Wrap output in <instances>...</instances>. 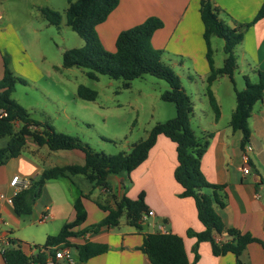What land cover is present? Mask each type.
Segmentation results:
<instances>
[{"label":"crops","instance_id":"1","mask_svg":"<svg viewBox=\"0 0 264 264\" xmlns=\"http://www.w3.org/2000/svg\"><path fill=\"white\" fill-rule=\"evenodd\" d=\"M212 1L220 9L219 18L233 27L250 22L263 0ZM149 16H155L163 23L162 27L153 32L151 45L162 50V56L167 55L168 64L192 78L194 81L191 83L196 86V77L201 81L209 72L199 0H118V4L106 19L95 27L101 44L107 50L114 51L118 33L141 23ZM10 36L9 39L0 33V78L3 75L1 46H13L15 38ZM236 50L237 62L241 61L243 69L257 78L256 70H264V17L245 29ZM22 61L23 65L32 69V75L29 76L34 83L47 78L36 66H32L24 54ZM213 62L215 67H220L214 55ZM216 81L218 80L212 83L211 89L220 109L217 120L214 119L213 113L210 115L202 109L203 101L200 100L202 113L196 126L198 131L208 133V144L201 156L200 169L208 182L223 185L221 195L224 205L218 209V213L224 228L248 233L264 243V101L254 103L248 117L250 134L247 142L252 150L248 153L250 171L244 174L241 170L242 133L232 130L228 123L235 106L234 92L228 88L223 95L228 100L225 112L220 96L213 89ZM13 99L19 102L18 99ZM23 106L29 113L34 108L32 105ZM30 116L35 120L47 122L44 117L37 119L31 114ZM157 121L161 122L154 120ZM175 146V142L167 136L158 134L146 158L132 169L128 176L123 172L107 176L108 187L105 190L102 187H93L92 182L79 175L71 176L70 179L48 180L34 200L31 212L17 215L11 203L7 201L16 194V190L9 184L12 176L18 175L30 182L37 179L44 168L83 164L85 158L80 149L51 150L46 145H37L28 138L19 155L0 165V245L9 238L16 243L22 242L23 251L33 255L37 252L35 244H43L48 235L56 234L65 222L73 220V199L79 194L83 195L82 202L87 215L85 221L76 229L89 226L105 216L106 211L97 205L98 202L111 206L115 198L123 193L130 199H136L143 192L144 202L154 214L143 220L140 232L125 221H120L115 227H102L97 232L70 237L68 247L71 250L72 262L64 258L56 259L54 254L47 252L45 264H150L139 246L143 234L154 231L172 232L181 236L187 264H236L232 252L214 255L209 241H197L195 236L186 234L188 228L201 232L204 226L197 217L192 197L179 196L182 187L173 175L177 164ZM125 184L127 188L124 190ZM95 188L102 197L94 195ZM256 192L259 196H255ZM42 213H47L48 217L39 223L38 219ZM225 238V235L217 236V239ZM86 241L106 243L108 248L103 253L82 260L74 245ZM26 244H32L33 247H27ZM60 247L62 246L57 249ZM240 260L242 264H264V247L256 241L248 243L240 254ZM0 264H5L1 253ZM30 264L40 263L34 261Z\"/></svg>","mask_w":264,"mask_h":264},{"label":"trees","instance_id":"2","mask_svg":"<svg viewBox=\"0 0 264 264\" xmlns=\"http://www.w3.org/2000/svg\"><path fill=\"white\" fill-rule=\"evenodd\" d=\"M118 4V0H75L67 1L64 10L65 23L83 40L84 45L66 49L62 53V67L81 66L88 69L86 75L97 79L103 74L113 79H122L124 87L130 86V81L150 74L164 80L168 89L160 94L164 101L174 105L173 117L156 122L145 138L133 143L129 151L106 154L95 151L78 137L56 131L47 122L35 120L25 107L15 101L11 94L16 83L25 80L16 76L10 69L7 56H3V75L0 78V138H5L0 146V165L22 151L28 138L37 145H46L51 150L80 149L84 152L83 164H69L44 168L37 179L31 180L26 188L19 190L11 201L17 215L31 212L34 200L39 196L42 186L48 180L79 175L93 183V187L107 188V176L123 172L128 176L130 171L139 165L147 156L148 150L154 144L158 134H164L175 142L177 164L174 168V179L181 185L180 197H192L196 207L197 217L204 226L201 232L188 228L186 234L195 236L197 241H209L214 255L232 252L236 264H242L240 254L245 246L253 241L264 243L248 233H242L234 228H224L218 209L222 208L223 185L208 182L201 169L200 160L208 144V133L192 128L190 119L193 116V102L190 94L182 84L180 76L174 69L162 60V50L151 45L153 32L162 27V21L149 16L141 23L120 31L115 39V50L107 51L102 47L96 25L103 22L110 11ZM43 17L49 24L59 25L60 15L48 8H40ZM220 9L212 0H199V14L203 24V39L206 46V60L209 67L205 79V96L214 119L220 115L219 105L211 89L212 83L220 76L227 75L233 82V72L236 68L235 48L242 41L247 27L264 17V0L250 22L230 27L218 14ZM223 40L222 51L225 55L223 64L215 67L211 38ZM257 81L252 82L248 75H243L244 87L234 88L235 106L229 118L232 130L242 133V145L248 141L250 128L248 117L252 106L261 100L264 91V70H256ZM76 95L83 100H94L97 92L84 85H78ZM129 182V181H128ZM128 184V183H127ZM127 184L123 186L124 190ZM82 194L73 199L75 216L65 222L54 235H48L43 244L34 247L37 252L26 254L22 242L10 245L1 253L5 264H30L37 261L45 264L46 253L53 255L58 246H69L68 238L83 235L86 232H97L102 227H115L123 216L125 223L136 231L142 229V215L148 208L144 202V193L136 199L128 198L125 193L115 198L113 205L97 203L105 216L99 221L81 229L79 227L86 219V209L82 202ZM225 235V239L217 236ZM79 258L86 260L107 250L106 243L86 241L75 244ZM140 250L146 255L150 264H187L186 252L181 236L172 232H147L143 234ZM196 250V245L194 246Z\"/></svg>","mask_w":264,"mask_h":264},{"label":"rangeland","instance_id":"3","mask_svg":"<svg viewBox=\"0 0 264 264\" xmlns=\"http://www.w3.org/2000/svg\"><path fill=\"white\" fill-rule=\"evenodd\" d=\"M67 1L0 0V33L9 39L10 35L15 38L13 46H1L2 57L7 56L11 71L25 80L24 83H16L11 96L18 99L22 106L32 105V116L37 119L44 117L56 131L78 137L95 151L106 154L127 152L133 143L146 137L152 123H156L155 119L163 122L174 116V105L160 98V94L168 89V84L162 79L145 74L141 78L131 80L129 87H124L122 79L109 78L103 74H98L97 79L89 78L86 75L88 69L85 67H62L63 51L85 43L65 23L64 10ZM41 7L58 12L59 25L49 24L41 13ZM222 46L223 40L214 37L211 47L218 66L223 64L225 57ZM102 47L107 50L103 45ZM23 54L28 57L32 66L47 75L46 79L38 83L32 81L29 76L32 75V69L23 65ZM166 56L161 55L162 60L168 63ZM236 64L232 75L233 82L227 75H222L213 85L223 102L225 112L228 100L223 95L228 88L233 92L234 88L242 89L243 75H249L252 82L257 81L253 74L243 69L241 61L236 60ZM173 69L192 98L194 111L190 123L192 128L198 131L196 124L202 113L200 100L203 101L202 109L212 114L204 91L205 78L200 81L196 77L195 86L191 83L194 81L192 78L185 76V73L177 68ZM78 85L95 90L96 98L80 99L76 95ZM4 141L5 138H0V146ZM94 195H100L96 188ZM120 221H125L123 216ZM26 245L33 247L32 244Z\"/></svg>","mask_w":264,"mask_h":264},{"label":"built area","instance_id":"4","mask_svg":"<svg viewBox=\"0 0 264 264\" xmlns=\"http://www.w3.org/2000/svg\"><path fill=\"white\" fill-rule=\"evenodd\" d=\"M261 100L264 101V91L262 93V97ZM4 114V112L2 110H0V116H2ZM252 150L251 145L248 142H245L243 147H242V154H241V160H242V166H241V170L244 174L249 173V164H248V153ZM29 181L20 178L18 175H14L10 178L9 180V184L16 190V193L23 189L26 188L29 185ZM105 190V188H103ZM255 196H259L258 193H255ZM13 197V196H12ZM12 197H9L7 199V201L9 203H11L12 201ZM154 212L153 210L148 209L147 212H145L142 215L143 220L149 216V215H153ZM48 217L47 213H42L40 218L38 219V222H44ZM15 244H17L16 242H14ZM10 239L6 238L3 241V245H0V252L4 251L9 245H10ZM54 258L56 259H66L68 262H72V257H71V250L68 246H62L60 248H58L55 253H54Z\"/></svg>","mask_w":264,"mask_h":264}]
</instances>
